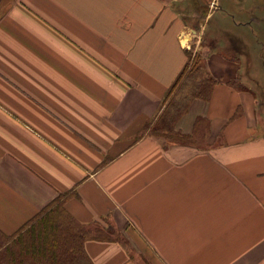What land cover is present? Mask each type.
Masks as SVG:
<instances>
[{
    "label": "crops",
    "instance_id": "1",
    "mask_svg": "<svg viewBox=\"0 0 264 264\" xmlns=\"http://www.w3.org/2000/svg\"><path fill=\"white\" fill-rule=\"evenodd\" d=\"M190 48L210 96L152 135ZM263 84L264 0H0V232L62 203L133 247L91 264H264Z\"/></svg>",
    "mask_w": 264,
    "mask_h": 264
},
{
    "label": "trees",
    "instance_id": "2",
    "mask_svg": "<svg viewBox=\"0 0 264 264\" xmlns=\"http://www.w3.org/2000/svg\"><path fill=\"white\" fill-rule=\"evenodd\" d=\"M190 77L196 80V84L187 104L184 107L176 106V112L170 116V106L167 103L160 117L150 127L149 133L168 139L170 137L187 139V137L175 134L174 124L178 117L186 112L191 100L194 98L208 99L215 83V80L203 70L200 56L196 55L192 58L189 54L186 67L167 95L168 100L170 98L169 103L183 81H188ZM62 206V203H58L46 209L11 236L0 232V235L11 241L10 244H0V264H77L80 252L79 239L62 216L78 225L81 224L68 215ZM83 235L91 240L99 241L116 239L113 233L108 234L107 237L100 236V231H94L93 234L90 231H83Z\"/></svg>",
    "mask_w": 264,
    "mask_h": 264
},
{
    "label": "rangeland",
    "instance_id": "3",
    "mask_svg": "<svg viewBox=\"0 0 264 264\" xmlns=\"http://www.w3.org/2000/svg\"><path fill=\"white\" fill-rule=\"evenodd\" d=\"M212 4L214 6H212ZM216 7L215 2L210 4V9H213ZM197 52H194V48H190L189 49V54L192 56H196L199 54H195ZM196 79V78H195ZM196 84V80L192 79L191 77L189 78V80H185L183 81V83L181 84V86L179 87L177 93L173 96V98H171L170 103L168 102V106L169 107V115L172 116L175 112H176V106H182L184 107L187 104V101L189 100L190 95L193 92V89L195 87ZM257 94H258V98L260 101V125L262 127V130L264 132V84L262 86V89L257 90ZM64 217V219L68 222V224L71 226L73 233L78 237L79 239V256L77 259V264H91L90 259L88 258V255L86 254L85 251V243L88 240H91L90 238H87L83 235V231H90L92 234L94 231H100V236H105L107 237L108 234L113 233V235L116 238H119V241L123 243L124 247L127 248L128 250H133V247L131 245V243L126 239V237H124L123 233H121L120 231H116V229H114V227H112L109 224H100V225H91V226H84V225H78L77 223L73 222L72 220H70L69 218ZM93 237V236H92ZM95 237H97L95 235ZM111 238V237H110ZM3 243H8L10 244L11 241L8 238H5V236L0 235V244ZM6 246V245H4Z\"/></svg>",
    "mask_w": 264,
    "mask_h": 264
},
{
    "label": "built area",
    "instance_id": "4",
    "mask_svg": "<svg viewBox=\"0 0 264 264\" xmlns=\"http://www.w3.org/2000/svg\"><path fill=\"white\" fill-rule=\"evenodd\" d=\"M212 6H214V5L212 4Z\"/></svg>",
    "mask_w": 264,
    "mask_h": 264
}]
</instances>
